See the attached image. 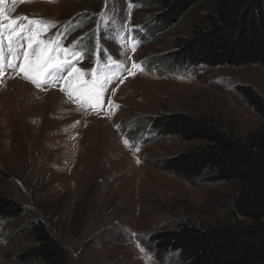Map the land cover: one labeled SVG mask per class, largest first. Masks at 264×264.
Returning <instances> with one entry per match:
<instances>
[{"label": "rangeland", "instance_id": "374dc122", "mask_svg": "<svg viewBox=\"0 0 264 264\" xmlns=\"http://www.w3.org/2000/svg\"><path fill=\"white\" fill-rule=\"evenodd\" d=\"M155 3L5 0L10 17L57 22L49 37L70 24L66 46L77 40L83 45L86 59L79 68L86 80L93 68L117 79L107 85L97 115L69 99L61 85L37 88L5 69L0 77V195L25 212L15 222L0 220V264H24L17 257L34 245L29 227L35 221L45 222L61 241L67 264H183L178 253L158 250L151 237L177 230L185 220L204 229L245 222L233 206L237 183L187 181L161 170L165 160L205 143L157 136L149 119L186 112L213 118L239 136L264 129L236 89L250 86L264 96V66L178 68L173 63L176 39L204 22L214 0L193 6L165 29L157 23L161 11ZM97 45L101 52L94 56ZM133 62L137 68L129 75ZM119 77H125L123 82ZM110 101L119 108L109 107Z\"/></svg>", "mask_w": 264, "mask_h": 264}, {"label": "trees", "instance_id": "16d2710c", "mask_svg": "<svg viewBox=\"0 0 264 264\" xmlns=\"http://www.w3.org/2000/svg\"><path fill=\"white\" fill-rule=\"evenodd\" d=\"M203 1L156 0L161 11L157 23L171 28ZM175 49L178 68L264 66V0H214L204 22L177 38ZM236 89L264 123V96L250 86ZM149 125L160 137L204 142L165 160L161 170L187 181L237 183L233 206L245 221L204 229L185 220L177 230L154 234L150 240L155 247L178 253L183 264H264V129L239 136L213 118L186 112L151 118ZM24 212L21 204L0 195V220L15 222ZM29 231L34 245L18 255L19 263H68L64 246L45 222H31Z\"/></svg>", "mask_w": 264, "mask_h": 264}, {"label": "snow or ice", "instance_id": "6c2138e0", "mask_svg": "<svg viewBox=\"0 0 264 264\" xmlns=\"http://www.w3.org/2000/svg\"><path fill=\"white\" fill-rule=\"evenodd\" d=\"M4 2L0 0V77L10 68L37 88L61 85L60 91L69 99H74L81 108L96 110L99 115L104 108L107 85L117 77L98 75L93 68L91 79L86 80L84 70L76 66L80 62L78 46L64 47L62 33L57 32L53 37L47 35L51 28L57 27V22L27 15L10 17L3 7ZM136 68L133 62L129 75H134ZM119 79L123 82L125 77ZM109 107L119 108V105L110 101ZM124 143L129 145V140L125 138Z\"/></svg>", "mask_w": 264, "mask_h": 264}, {"label": "bare ground", "instance_id": "6f19581e", "mask_svg": "<svg viewBox=\"0 0 264 264\" xmlns=\"http://www.w3.org/2000/svg\"><path fill=\"white\" fill-rule=\"evenodd\" d=\"M34 3H37V4H39V6L41 5V3L42 4H44L45 2H42V1H36V2H34ZM33 7H36V5L35 6H33ZM17 86V85H16ZM20 88H21V84L19 83V86L16 88L18 91H20ZM22 92H25L24 91V89L22 90ZM19 95V94H18ZM21 95V94H20Z\"/></svg>", "mask_w": 264, "mask_h": 264}]
</instances>
